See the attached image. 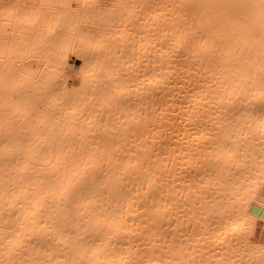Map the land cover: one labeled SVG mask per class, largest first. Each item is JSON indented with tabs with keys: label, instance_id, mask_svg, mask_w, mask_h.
Wrapping results in <instances>:
<instances>
[{
	"label": "bare ground",
	"instance_id": "obj_1",
	"mask_svg": "<svg viewBox=\"0 0 264 264\" xmlns=\"http://www.w3.org/2000/svg\"><path fill=\"white\" fill-rule=\"evenodd\" d=\"M0 264H264V0H0Z\"/></svg>",
	"mask_w": 264,
	"mask_h": 264
}]
</instances>
